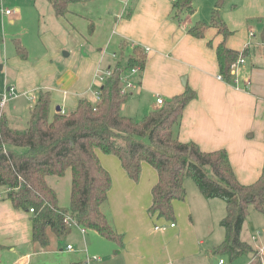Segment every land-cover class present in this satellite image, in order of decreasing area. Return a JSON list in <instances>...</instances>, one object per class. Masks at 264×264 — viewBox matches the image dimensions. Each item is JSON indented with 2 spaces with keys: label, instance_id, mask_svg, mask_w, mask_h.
<instances>
[{
  "label": "crops",
  "instance_id": "0c3cea01",
  "mask_svg": "<svg viewBox=\"0 0 264 264\" xmlns=\"http://www.w3.org/2000/svg\"><path fill=\"white\" fill-rule=\"evenodd\" d=\"M32 1L35 4L38 0ZM95 1L106 2L99 13L91 15L84 11L83 6L87 3L84 0L69 5L68 13L62 18L54 15L48 3L46 8L50 13L47 16L58 23L54 26L63 32L65 37L61 40L65 45L59 41L62 44L59 50L58 41L45 35L42 38L44 43L38 41L39 57L35 63L26 61L28 57L22 60L17 56L13 41L16 39L21 43V40L11 37L12 34L6 30L8 26L19 22L21 17L18 8L9 15L1 13L6 22L0 28V58L6 61L13 48L16 57L8 62L19 69L14 82H6L5 89L8 91L10 85L15 87L16 97L9 102L26 100L28 105L25 124L18 119L15 108L7 111L8 116L4 112L7 104L2 112L0 109V115L7 118L10 127L15 128V123H21L19 129L26 127L29 112L35 103L29 100L28 95L34 92L35 99L40 91L50 93V117L57 113V108H60L61 113L74 110L81 97L95 103L94 93H98L102 85L97 82V75L116 63L109 60L108 56L105 58L104 50L115 45L122 53L125 49L128 56L133 46H139L146 54L145 68L140 76L131 77L134 88L128 91V97L135 92L137 114L147 115L160 107L158 98L166 101L182 94L189 87L197 97L183 111L175 130L178 140L195 143L204 152L225 150L237 180L242 185L255 183L264 168V48L260 40L251 42L248 39L254 37V32L247 25L249 21L259 22V19L264 18V0H241L231 9L225 7L221 10V18L231 35L247 33V37L238 38L240 42L235 39L230 43L228 39L227 46L239 51L251 47L243 64L232 72L230 84L217 79L216 56L214 50L207 46L208 41L218 43L221 37L215 30L212 35L206 33L205 39L200 40L187 35L186 28L196 22L188 17L182 25H177L171 18V0ZM209 2L213 7L216 0ZM38 15L46 24L47 17L43 10ZM90 25L93 26L91 34ZM246 28L249 31H245ZM84 42L89 43V46H84ZM240 45L244 46L237 48ZM61 51L62 55L59 54ZM125 105L121 113L129 117L123 114L127 112ZM98 156L102 166L111 175L113 185L108 195L106 215L114 229L123 235V246L119 247L97 233L84 229L83 233L80 232L83 237L81 248L97 255V260L94 257L82 258V254L78 253L68 263L200 264L204 235L198 232L193 207H198L199 213L210 217L208 210L211 207L207 205L210 203L204 202L211 200L201 197L204 201L198 199L195 205L186 198L182 202L175 201L174 219L172 222L166 221L147 212L151 200L150 190L157 179L155 172L148 183L141 181L136 184L127 178L117 159L114 163L115 160L112 161L106 155L98 153ZM62 178L63 181H58V177L46 178L48 186L57 194L59 206H63L59 189L66 186L70 191V171ZM30 217L28 212L15 211L0 194V235L10 238L7 242L1 241L2 248L10 252L24 248L41 252L35 250L31 243ZM170 223H174L175 227L171 228ZM58 242L53 243L49 250L55 251ZM67 246L65 252L74 251L67 250ZM255 253L251 264H261L264 255H258L257 251ZM28 258L16 264H26Z\"/></svg>",
  "mask_w": 264,
  "mask_h": 264
},
{
  "label": "trees",
  "instance_id": "16d2710c",
  "mask_svg": "<svg viewBox=\"0 0 264 264\" xmlns=\"http://www.w3.org/2000/svg\"><path fill=\"white\" fill-rule=\"evenodd\" d=\"M46 1L54 15L62 18L69 5L84 0ZM193 1H172L171 18L177 25L194 14ZM227 1L216 0L208 25L196 22L185 32L200 40L205 39L208 27L215 30L221 41H208L207 46L214 50L222 81L230 84L232 66L247 57L251 47L239 51L227 46L225 40L231 32L220 17ZM260 20V45L264 48V18ZM92 31L90 25L89 34ZM13 42L17 56L25 60L26 49L19 40ZM145 62V51L133 46L128 56H121L109 68L111 75L100 86L95 103L81 97L74 110L52 117L50 93L40 91L24 129L10 127L7 118L0 115V188L13 208L28 213L33 210L31 243L35 250L47 251L71 233L67 216L77 227L123 246V235L114 229L105 211L112 178L100 162L101 153L115 157L133 183L139 181L142 164L154 170L157 179L150 190L147 212L169 222L174 219L173 203L186 198L184 184L190 178L204 199L225 203V216L220 222L225 235L217 250L232 259L252 251L240 237L250 207L264 215V168L255 183L242 185L225 150L204 152L195 143L178 140L175 130L183 111L197 97L189 87L139 121L123 116L121 109L128 95L120 94L122 78L136 68L140 76ZM67 171L71 173L68 210L59 206L56 192L46 182L47 177L62 178Z\"/></svg>",
  "mask_w": 264,
  "mask_h": 264
},
{
  "label": "rangeland",
  "instance_id": "374dc122",
  "mask_svg": "<svg viewBox=\"0 0 264 264\" xmlns=\"http://www.w3.org/2000/svg\"><path fill=\"white\" fill-rule=\"evenodd\" d=\"M38 1L37 3L33 4L32 0H0V4L2 5L3 9H8L13 12H15L16 8H18L19 10L18 15L20 14L21 17L19 19V22L17 21L15 25L8 26L6 30L7 32L12 34L11 37L20 39L22 46L26 47L28 52V56H27L28 58L26 61H29V63L30 62L35 63L37 61L39 57L38 41H42V43H44L42 38L45 35L48 34L52 39H56L58 43L60 41L65 45L63 40H61V38L65 37L63 35V32L57 26H54L55 24L58 23L53 22V18L51 17L50 19L47 16L49 15L48 14L49 10L46 8L48 2L46 0H38ZM240 1L241 0H228L223 5L222 9L225 7L229 9L232 6L237 5V3L239 4ZM105 3L106 2L87 0V3L85 4V6H83L85 10L84 9L83 10L91 15L97 14L99 13L100 9L105 5ZM214 5L215 3H213V7H211L209 0H194L193 8L195 12L193 16L190 17V19L193 22H201L208 25L210 23L211 13L214 8ZM40 10L41 11L43 10V12L46 14L47 17L46 24H44L42 20H40V17L38 15V12L41 13ZM220 17H221V11H220ZM4 20L5 19L2 18V14L0 13V28L4 25L3 22H6ZM262 25L263 24L260 19L259 22L257 20L248 22L247 26L251 27V29L254 32V37L248 38L251 42H257L260 40ZM44 27L47 28L44 30ZM245 31H249V30H247L246 28ZM206 33H210L212 35L214 33V30L208 27ZM0 37L2 41L1 30H0ZM240 37H247V33L242 32L241 34H236V35L232 34L226 38L225 42L227 43L228 39L230 43H232V41L235 39L237 40V42H240V40L238 39ZM86 38L88 37L86 36ZM48 42L49 41H47L46 43ZM84 46L88 47L89 43L84 42ZM243 46L244 45H240L237 46V48L240 49ZM60 48H62V44L59 43L57 45V49L60 50ZM10 50H12L13 52H11V54L8 55L6 61L0 58V98H2L4 94L6 95L8 94V92L5 89L6 82L7 84H11V82H14V79L19 72V69L15 65H12L8 62L9 59H13L16 57L14 53V49L11 48ZM62 51H66V50H62ZM62 51L61 53H59L60 55H62ZM104 52H105L104 53L105 58L108 56V59L113 62H117L118 60H120L121 56H123V58L124 56L126 57L125 49L123 50V53H121L122 50L116 48L115 45L114 47L111 46L107 51L104 50ZM113 54H116L117 57L113 58L112 57ZM106 70L107 69H105L104 71ZM96 80L99 84H102V81H100L99 78L96 77ZM8 88H13L15 90V87H12L11 85ZM3 90L4 92L1 93ZM31 95L35 97L36 93L34 92ZM93 98L96 100L97 92L94 93ZM136 100L137 98L135 92L133 91L132 95L128 97V101L124 106L127 112H123V114L139 121L141 120V118H143L144 115L137 114L138 109L136 105ZM9 101L11 100H8L5 103V105L7 104L6 110L5 111L3 110L5 114L7 115L8 110L12 111V109L15 108L16 114H18L19 117L18 119L22 124H25L27 120L26 110L28 107L26 100H20L14 103ZM5 105L0 107L1 112L2 109H4ZM21 118H23V120ZM21 123L19 124L15 123L16 125L15 129L21 128ZM108 157H110L109 159H111L112 161L115 160L114 163L116 162L115 157L112 156H108ZM154 175H155L154 171L151 167H149L147 164H142L140 178L136 184H139L141 181H143L144 183H148L150 179L154 177ZM63 179L64 178H59L58 181H63ZM65 187L60 188L58 194L60 195V202L63 204V206L60 207L68 210L70 191ZM184 187L186 191V199L189 200L190 203L192 202V204L195 205L197 204L198 199L202 200L201 198L202 196L200 195L194 182L190 178H186ZM0 194L2 195V198L5 201L4 198L5 191L3 188H0ZM204 203H210L207 204L209 205V207H211L208 210L210 211V217H207L199 213V211L197 210L198 207L196 206L193 207V210H195L193 211L194 213L193 216L196 220L198 232H201V234L204 235L203 237L204 246L201 247L202 255L201 257H199L200 264H217L219 260H223L225 264H251L252 259L254 257V252L258 251L264 246V215L254 210L252 207L248 209L240 238L243 242L247 243L251 247L252 251L242 254L235 259H232L229 254L217 250L218 246L224 240V235H225L223 228L220 226V221L224 218L226 212L225 203L222 200H218V199H214L211 200V202H204ZM11 207L13 208L12 205ZM13 209L15 211L16 210L22 211L15 208ZM27 221L29 222V219H27ZM70 225H71V233L66 237V239L57 243L55 251L47 250V251L36 252L33 249L24 248L23 250L10 252L8 251L9 249L1 247L3 244V242L1 241L7 242L10 238H7V236L0 235V264H16L23 260L25 262L27 256H29V258L26 264H70L68 263L70 262L68 260L70 258L72 259V257H76L75 255L78 253L82 254V258L98 257L91 251L88 252L87 250L81 248V245L83 244V240H82L83 237L81 235L82 233H80L81 228L77 227L71 222ZM66 245L71 246V248L74 249V251L73 252L71 251V253L65 252ZM261 264H264V257H261Z\"/></svg>",
  "mask_w": 264,
  "mask_h": 264
},
{
  "label": "built area",
  "instance_id": "2783aa9c",
  "mask_svg": "<svg viewBox=\"0 0 264 264\" xmlns=\"http://www.w3.org/2000/svg\"><path fill=\"white\" fill-rule=\"evenodd\" d=\"M171 1H173V0H171ZM0 13L5 14V15H9V14L11 13V11L8 10V9H3L2 5L0 4ZM112 57H113V58H116V55H112ZM243 62H244L243 59H239V60H238L233 66H232V72L235 70V68H236L238 65L243 64ZM139 74H140V71H139V69L136 68V69H132V70H131L126 76H124V77L122 78V87H121V91H120V94H121V95H128V91L134 88V83H133V81L131 80V77H133V76H138ZM110 75H111V70L108 69V70L104 71L103 73L97 75V78H99V80L102 81V83H104V81L106 80V78L109 77ZM217 79L222 81V78H221L220 76H218ZM7 92H8V94H7V95L4 94V95L2 96V98H1V100H0V107H2L3 105H5V103H6L8 100H11V99H13V98L16 97V94H15L13 88H9V90H8ZM28 98H29V100H30L31 102H33V103L35 102V98H34L31 94L28 95ZM98 99H99V94L97 93L96 101H97ZM162 103H163V100L160 99V98H158V99H157V104H158V105H162ZM32 212H33V210L31 209V210H30V213H32ZM70 222H71L72 224L76 225V224L74 223V221H73L71 218H69V216H67V217H66V224H67L69 227H71ZM169 226H170L171 228H173V227H175V224H174V223H173V224L170 223ZM156 229H158V228H156ZM81 231H82V233H83V232H84V229L81 228ZM71 249H72L71 246H67V250H71ZM257 254H258V255H264V247H262L261 249H259V250L257 251ZM94 259L97 260L95 257H94ZM217 264H224V261H223V260H219Z\"/></svg>",
  "mask_w": 264,
  "mask_h": 264
},
{
  "label": "water",
  "instance_id": "95a60500",
  "mask_svg": "<svg viewBox=\"0 0 264 264\" xmlns=\"http://www.w3.org/2000/svg\"><path fill=\"white\" fill-rule=\"evenodd\" d=\"M183 81H185V78H183ZM185 82H183V84H184ZM56 112H60V108H57L56 109Z\"/></svg>",
  "mask_w": 264,
  "mask_h": 264
}]
</instances>
